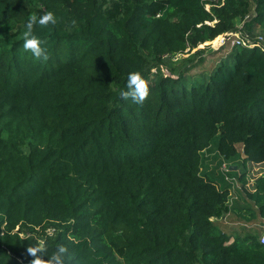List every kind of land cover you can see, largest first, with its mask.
Instances as JSON below:
<instances>
[{"label": "trees", "instance_id": "16d2710c", "mask_svg": "<svg viewBox=\"0 0 264 264\" xmlns=\"http://www.w3.org/2000/svg\"><path fill=\"white\" fill-rule=\"evenodd\" d=\"M49 10L36 60L23 33ZM240 22L264 39V0H0V31L20 37L13 52L0 37V264H32L39 244L45 264H264L259 236L219 222L264 219V178L230 206L223 176L200 172L215 137L223 159L264 162V51L206 69L198 48ZM131 71L142 103L121 95Z\"/></svg>", "mask_w": 264, "mask_h": 264}, {"label": "rangeland", "instance_id": "374dc122", "mask_svg": "<svg viewBox=\"0 0 264 264\" xmlns=\"http://www.w3.org/2000/svg\"><path fill=\"white\" fill-rule=\"evenodd\" d=\"M242 22H240L237 26H240ZM257 31H255L256 33ZM0 37L2 39H4L5 41H7V48L10 49V52H13L12 49V43L13 41H15L16 39L20 38L19 36H10L8 33L6 32H2L0 31ZM252 37V36H251ZM218 40H214L213 42H208L206 45L204 46H208L207 49H205L203 51L204 57H205V68L206 69H210V66L213 65L214 61H216L218 58H220L224 53H226L227 51H229L230 49L228 48V46H225L223 48L218 49L219 47H216V45L218 44L217 42ZM215 52L214 55H212ZM193 51H195V49H193ZM191 51L190 53H186V54H178L176 56V60H181L184 57H188L192 54ZM29 57L39 60L38 57L34 56L31 51L29 52ZM199 58V57H198ZM216 143H217V137L213 138L211 140V144L210 146L201 152V168H200V172L202 175H206L207 177L210 178H214L216 180H222V174H221V165L224 161H226L229 166H236V169L233 172H238V166L241 167V169L244 171L245 173V183L242 186V189H252L254 188V182L257 180L256 178H264V162L261 164H255V163H248L245 165V169L242 167V164H240L241 160H242V155H241V151L239 150V154L237 157H235L234 159H223V157L221 155H219L217 153V149H216ZM239 170V169H238ZM232 171V170H231ZM235 175H237V173H235ZM237 178V177H235ZM242 184V183H241ZM220 187H222V183H220L219 185ZM236 199H233L231 204L237 202L239 205L245 204L244 201V195H243V191H237L236 194ZM258 226L256 229H262L261 226H264V219L260 220L258 223ZM261 225V226H260ZM221 226V225H220ZM222 227V226H221ZM247 232L251 233V234H255V235H260V230L259 231H254V227L253 228H249V229H245ZM53 231L52 228H49L47 230L48 233H51ZM226 231L232 233V234H237L241 231V226L240 225H235L233 226L232 229H226ZM258 235V236H259ZM20 236H29V234H24L23 232L20 233Z\"/></svg>", "mask_w": 264, "mask_h": 264}, {"label": "clouds", "instance_id": "9594fccd", "mask_svg": "<svg viewBox=\"0 0 264 264\" xmlns=\"http://www.w3.org/2000/svg\"><path fill=\"white\" fill-rule=\"evenodd\" d=\"M39 25H56L57 24V16L56 14L49 10L39 16L31 15L26 24V30L24 31V42L23 49L30 50L31 53L36 57L46 56V50L42 47V39L36 34L33 30V26ZM127 88L130 91H123L121 95L125 98L131 96L134 101L137 103H142L147 96L149 95V88L144 78L138 71H131L128 73L127 77ZM43 244H39L36 247L28 248V252L32 254L35 259L32 261V264H45L39 256H36L38 250L43 248ZM67 251V248L61 246L59 248L60 253H64ZM67 264L65 258L61 255H52L51 258L47 261V264Z\"/></svg>", "mask_w": 264, "mask_h": 264}, {"label": "built area", "instance_id": "2783aa9c", "mask_svg": "<svg viewBox=\"0 0 264 264\" xmlns=\"http://www.w3.org/2000/svg\"><path fill=\"white\" fill-rule=\"evenodd\" d=\"M219 1L220 0H203L204 7L206 10H209L210 7L219 4ZM215 39L218 40V44L216 45V47H219L218 49L223 48L225 46H228L229 49L241 47L253 48L255 46H259L261 50L264 51L263 37L261 35H255L251 37V35L242 28V23L240 26H237L234 31L223 33L217 36ZM214 40H212L211 42H213ZM207 43L208 42L199 45L198 48L205 47L204 45H206ZM196 49L197 48H195V50ZM229 167V164L224 161L221 165L220 171L223 176V181L228 186L227 189L229 190V197L227 203L231 206L232 200L236 198V192L238 190L242 192V187L240 186V183L238 182L237 178L229 175V173L231 172ZM259 241L261 244L264 245V233L259 236Z\"/></svg>", "mask_w": 264, "mask_h": 264}, {"label": "crops", "instance_id": "0c3cea01", "mask_svg": "<svg viewBox=\"0 0 264 264\" xmlns=\"http://www.w3.org/2000/svg\"><path fill=\"white\" fill-rule=\"evenodd\" d=\"M206 150V149H205ZM204 151V150H203ZM257 179V178H256ZM236 199V198H235ZM235 203H237V202H235ZM235 203H233V204H235ZM233 204H231V205H233ZM263 220V218H259V220L257 221V222H255V223H253V224H242V222H239V223H234V222H229V219H227L228 221H226L225 222V220L224 219H219L218 221L219 222H221V224H223V226H224V228H225V230L226 229H232L233 228V226H235V225H240L241 227H243V228H245V229H249V228H253L254 227V231H259L260 232V235L261 234H263L264 233V226H261V228L262 229H256L257 227H255V226H258V222L260 221V220ZM245 225H246V227H245ZM259 235V234H258ZM257 235V236H258ZM259 235V236H260Z\"/></svg>", "mask_w": 264, "mask_h": 264}, {"label": "water", "instance_id": "95a60500", "mask_svg": "<svg viewBox=\"0 0 264 264\" xmlns=\"http://www.w3.org/2000/svg\"><path fill=\"white\" fill-rule=\"evenodd\" d=\"M230 170H235L236 169V166H231L229 167Z\"/></svg>", "mask_w": 264, "mask_h": 264}]
</instances>
